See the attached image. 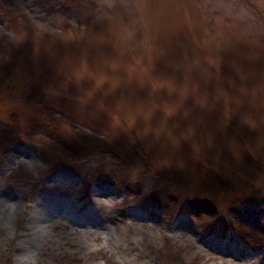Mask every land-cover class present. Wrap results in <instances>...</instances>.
<instances>
[{"label":"rangeland","instance_id":"374dc122","mask_svg":"<svg viewBox=\"0 0 264 264\" xmlns=\"http://www.w3.org/2000/svg\"><path fill=\"white\" fill-rule=\"evenodd\" d=\"M129 260L264 264V0H0V264Z\"/></svg>","mask_w":264,"mask_h":264},{"label":"bare ground","instance_id":"6f19581e","mask_svg":"<svg viewBox=\"0 0 264 264\" xmlns=\"http://www.w3.org/2000/svg\"><path fill=\"white\" fill-rule=\"evenodd\" d=\"M63 213V212H62ZM82 225H85V224H82ZM86 226V225H85ZM85 226H83V227H85ZM119 228H120V230H122V231H125L128 227H126V225H124V224H119ZM38 229V228H37ZM34 231H36V230H34ZM126 232V231H125ZM123 244H127V241L126 240H124L123 241ZM35 247V246H34ZM134 261H136V260H134ZM119 263V262H118ZM131 263H133V260H129L128 262H127V264H131ZM139 264H145V263H139Z\"/></svg>","mask_w":264,"mask_h":264},{"label":"trees","instance_id":"16d2710c","mask_svg":"<svg viewBox=\"0 0 264 264\" xmlns=\"http://www.w3.org/2000/svg\"><path fill=\"white\" fill-rule=\"evenodd\" d=\"M50 132H51V131H50ZM52 133H53V131H52ZM110 141H111V140H110ZM243 226H248V225H239V228L242 229L243 232H247V231H248L247 227H243Z\"/></svg>","mask_w":264,"mask_h":264}]
</instances>
